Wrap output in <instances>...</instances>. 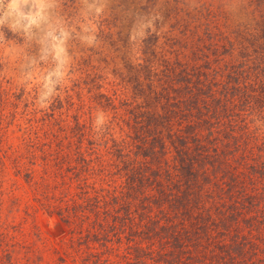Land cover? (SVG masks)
Returning <instances> with one entry per match:
<instances>
[{
  "label": "rangeland",
  "instance_id": "1",
  "mask_svg": "<svg viewBox=\"0 0 264 264\" xmlns=\"http://www.w3.org/2000/svg\"><path fill=\"white\" fill-rule=\"evenodd\" d=\"M181 67L189 82L165 101ZM194 82L228 101L241 145L227 164L259 216L219 238L213 228L178 260L216 264L213 242L233 232L255 245L248 264H264V0H0V264H174L120 194L142 161L140 113L181 127ZM225 120L211 118L203 141ZM212 201L191 211L195 227Z\"/></svg>",
  "mask_w": 264,
  "mask_h": 264
},
{
  "label": "trees",
  "instance_id": "2",
  "mask_svg": "<svg viewBox=\"0 0 264 264\" xmlns=\"http://www.w3.org/2000/svg\"><path fill=\"white\" fill-rule=\"evenodd\" d=\"M187 74L183 67L173 73L172 80L167 82L164 89L165 101L177 100V95L189 82ZM198 82L187 89L188 95L181 101L186 109V112L178 113L179 117L181 115V127L170 132L165 128L167 115L148 111L140 113V131L135 133L134 148L143 164L139 163V166L128 171L125 187L120 194L122 200L132 206L134 215L139 213L146 220L145 224L149 227L145 230V239L154 237L155 243L161 241L163 245L160 243L159 248L165 247L169 257H176L174 264H181L177 256L185 249L189 250L190 242L198 243L202 235L214 232L213 228H216L219 238L232 229L236 230L239 223L245 224V227L254 226L259 216L252 211L255 194L246 192L242 177L238 178L227 164L226 154L230 155L237 145H241L238 143L239 136L235 135L238 129L233 128L231 118H226L224 114L228 101L206 93L208 83ZM201 94L209 98V102H202V99L201 104L199 101L203 111L200 105H196L197 97ZM211 118L226 120L215 129L211 139L203 141L211 133L208 130ZM160 128L165 130L164 134ZM167 148L171 152L170 161L164 158ZM254 167L251 164L246 166V174H258L264 169ZM146 188L148 192H145ZM225 197L228 203L222 210ZM209 199L219 202L212 216L215 219L198 214L195 227L191 211H205L201 206L209 205ZM147 213L148 216L145 215ZM213 245L218 252L210 261L216 264H248L243 257L245 250L256 249L249 237L245 240V236L233 232L228 241H214ZM133 250L136 255L140 248L133 245Z\"/></svg>",
  "mask_w": 264,
  "mask_h": 264
},
{
  "label": "clouds",
  "instance_id": "3",
  "mask_svg": "<svg viewBox=\"0 0 264 264\" xmlns=\"http://www.w3.org/2000/svg\"><path fill=\"white\" fill-rule=\"evenodd\" d=\"M34 22V21H33Z\"/></svg>",
  "mask_w": 264,
  "mask_h": 264
}]
</instances>
